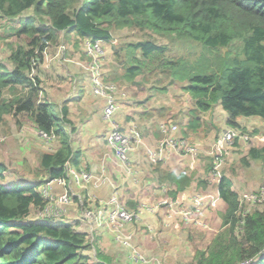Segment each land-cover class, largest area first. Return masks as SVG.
Masks as SVG:
<instances>
[{"label": "trees", "instance_id": "16d2710c", "mask_svg": "<svg viewBox=\"0 0 264 264\" xmlns=\"http://www.w3.org/2000/svg\"><path fill=\"white\" fill-rule=\"evenodd\" d=\"M0 20L12 24L17 39L10 44L11 66L0 60V122L7 114L22 112L39 130L60 136L55 151L40 153L33 181L6 178V165L0 162V264H105L107 258L99 250L91 256L87 232L69 221L31 215L32 208L47 203L39 184L66 177V161L78 167L81 157V150L61 137L60 122L72 125L67 104L58 106L40 97L44 87L38 71L46 48L57 43L60 34L71 47L87 39L111 42L112 30L132 27L189 42L199 49L192 58L171 55L167 44L150 36L125 42L121 55H113L121 72H110L104 79L135 83L137 75L158 71L152 94L165 89L156 85L165 78L170 85L183 81L181 87L192 96L195 110L219 105L225 124L240 133L247 129L240 117L264 121V0H0ZM194 113L188 123L192 127L199 121ZM246 157L264 159V144L251 145ZM160 176L172 197L191 182L185 172ZM199 183L205 186L206 181ZM216 190L225 203L219 212L224 229L187 264H264V206L247 208L225 174Z\"/></svg>", "mask_w": 264, "mask_h": 264}, {"label": "rangeland", "instance_id": "374dc122", "mask_svg": "<svg viewBox=\"0 0 264 264\" xmlns=\"http://www.w3.org/2000/svg\"><path fill=\"white\" fill-rule=\"evenodd\" d=\"M28 12L31 13L30 10ZM10 26H12V24H7V22L0 20V60L5 63L7 67L11 66L8 60L11 49L10 44H15L17 42L16 37L9 28ZM149 36L153 38V40L167 44L168 52H170L171 55H175V57L183 55L192 58L194 55L198 54L197 50L199 52V49L195 45L189 44V42L185 44L181 40L175 42V40L170 39L167 35L161 36L152 31L141 30L134 27L114 29L112 30L111 42L103 44V72L105 71V73H107L108 69L110 72H113L114 75L115 72H121V69L117 67L119 63L113 56L114 51H119L121 55L123 51L120 50V47L123 46L124 48L125 42H134L149 38ZM69 42L70 41L65 40L63 34H60L58 42L51 43V45L46 48L44 62L41 64V68L38 71L44 87V92L40 95L41 98L42 96L54 98L50 95V92H52V81L58 79L59 84H63L65 81L69 80L71 74L76 72L78 67L77 73L80 72V70L84 72V74L87 73L85 68L87 61V56L84 52L85 41H81L78 45L74 44L73 47L69 45ZM180 45L182 46L181 48L179 47ZM188 46L189 48L186 49ZM159 74L158 71L139 74L134 78L135 83H130V81L125 80L124 85H126V87L124 95L130 99H144V95L142 97H137V94L141 91L147 92L148 94L152 88L149 86L155 83L154 80H156V76H159ZM146 75L147 80H144ZM166 80L165 78L156 85L166 86L165 88H167V91L170 90V93L179 89L183 83V81H178L170 85L166 84ZM111 81L115 82L119 89H123V86H121L123 84L120 85L121 81ZM183 91L185 92V96L182 99L184 101V108L188 109L189 105L193 106L194 101L188 91ZM61 92H63V90ZM154 93L155 91H153V94ZM60 97H64V94L62 93ZM56 99L58 100V98ZM214 108H216L218 119H221L219 118V114L221 113H218L220 109L216 106ZM196 111L198 114H202L203 123L207 125L204 121L208 119L206 118L207 112L203 113L202 111ZM215 116L216 115L213 117ZM224 117L225 116H223V118ZM240 119L242 126H246L247 128L243 134L248 135V139H243L241 137L242 134H240V136L238 135L235 137L231 145L225 146L220 150L211 148L213 143V141H211L207 146L199 147L194 153L186 152L185 160L190 161L191 165L193 164L192 162L197 160L203 166H205L204 164L207 166V163L210 165L199 175H197L196 169L194 171L185 170V173L191 176V186L189 185V188L179 193V195H184L182 200L176 196L172 197V195L168 194L169 189L166 188L167 185L163 184V182L160 183L156 181V183L159 184L157 189H162L163 193L156 194L152 200L139 198L134 206H130L124 201L123 205L129 212H132L133 216L127 221H122V225L119 228V239L113 228L111 226L109 227L108 230L110 231L108 233L110 234L111 232L114 242H110L103 247L100 245V247L97 246V234L95 230L92 229L93 226L87 225L88 229H86V232L89 241L92 243V247H90L88 251L90 255L96 257L99 250L101 255L107 256V258L102 260L105 264H124L123 260H125L127 264H137L135 261L136 257L141 259L139 260V264L190 263L194 260L197 253L205 250L212 243L218 232L224 229L221 226L220 211L215 212L217 204H219V199L215 195L216 183L223 174L229 176L232 183L237 185L234 188L240 194V197L243 198V194L250 192L263 194V197H258L259 199H257V201L241 198L247 208L263 207L264 159L247 158L246 154L251 145L264 144V121L260 124L258 123L260 121H254L253 119L250 121V119L246 117H240L239 120ZM29 121V118L21 112L18 116L7 114L0 122V162L6 165L7 169L5 171V176L8 179H36L39 154L41 151L49 150V148L52 149L54 146V136L51 139H48L47 136H42L33 127V123ZM246 123H248V125H246ZM224 124L223 122V125ZM133 126L135 127V124H133ZM254 126H259L262 128V131L253 136ZM224 129L232 128L227 125L224 126ZM180 130L182 129L180 128ZM198 136H200V134H198ZM256 137H259V139ZM213 155H217V157ZM207 156H209L208 160ZM243 157L247 158L246 163L242 161ZM159 161L151 162L157 163L155 165H158ZM122 164L127 171L131 170L128 162H122ZM155 169L156 168H154V170ZM216 172L218 175H216ZM198 173L200 172L198 171ZM201 179L206 181L205 186L199 183ZM195 196L200 198L201 202L199 205H193V203H195ZM203 197H206V200H209L211 197L215 199L212 198L206 203L201 200ZM50 203L54 207L58 205L54 200H51ZM88 207L94 210L98 209V207L93 205H88ZM42 209L43 208H32L31 215L33 217L41 216L40 211ZM67 209L68 208L64 205L60 208L59 212L65 215ZM83 217L88 220V217L85 215ZM104 230L108 231L106 227ZM105 251H108V254H106Z\"/></svg>", "mask_w": 264, "mask_h": 264}, {"label": "crops", "instance_id": "0c3cea01", "mask_svg": "<svg viewBox=\"0 0 264 264\" xmlns=\"http://www.w3.org/2000/svg\"><path fill=\"white\" fill-rule=\"evenodd\" d=\"M104 43L108 44L110 42L102 41V44ZM78 69L63 84H59L58 79L52 81V92H50V95L54 98H47L58 106L63 102L67 104L73 127L66 122H60L63 128L61 137L66 138L73 148L81 150L80 162L78 167H76L72 162L67 160L65 163L67 165L66 177L46 180L39 184L38 190H41L42 186L47 185L48 191L54 196L66 192L70 196L69 203L65 205L68 208L67 212L65 215H61L55 219L69 221L77 230L82 231H87V225L93 226L92 229L97 234V246L103 247L110 242H114L111 232L110 234L108 233L110 226L105 219H102L101 223L96 224L97 222H94V220L91 221L84 218L82 212L83 206L93 205L98 208H104L105 211L102 210L100 214L103 215L107 210L106 207H111L108 203L113 195L122 204L125 201L126 204L130 205L129 201L136 203L139 198L152 200L156 194H162L163 190L157 189L159 184L156 181L166 184L160 176L163 172L174 171L179 173L185 172V170L194 171L196 169L197 175L202 174L203 170L205 171L206 169V164L203 166L197 160L192 162L193 164L191 165L190 161L185 160L186 152L173 150L159 161L158 165L150 161L149 153L156 148L157 142L167 135L172 124H177L182 129L180 130L181 135L187 141L194 144L197 150L199 147L210 144L219 135L220 131L225 130L224 126L227 125H223V122L225 123L223 118L225 112L219 105H215L220 109L218 113H221L219 114V118L221 119H218L214 106L212 109L202 111L203 113L207 112L206 118L208 119L204 120L207 125H204L202 114L200 113L198 114V124L195 127L190 126L188 123L191 121L192 116L195 115L194 112L197 111L194 109V105H189L188 109L184 108V101L182 99L185 96V92L182 87L174 90L173 93H170V90L167 91V88L161 91L157 90L154 94L151 92L147 94V92L141 91L137 94V97L144 95V99H130L124 95L125 82H121L120 85L123 84L121 86H123L124 90L119 89L116 95L118 108L114 117L120 128L125 132H127L130 126L135 124L140 137L139 140H133L134 146L128 154V165L131 170L127 171L106 141L105 134L108 131V124L102 117L105 98L92 91L87 73L84 74L81 70L77 73ZM107 73L109 78V69ZM107 73L104 71V75H107ZM149 87L151 88V86ZM62 90L63 92H61ZM62 93L64 97H60ZM214 115H216V119L213 117ZM246 118L250 119V121L252 119L260 121L258 122L260 124L263 123V120L257 116ZM29 122L33 123L31 120ZM239 122L241 124V119ZM33 127L40 133V130L34 123ZM219 127H221L220 131H216ZM256 133H252V135L254 136ZM53 136L55 138L53 140L54 146L52 149L49 148L46 151H55L60 146L59 135L49 134L47 138L51 139ZM256 138L259 139V137ZM37 165H39V159ZM71 168L88 171L92 177L82 184H76L71 180V176L69 175V169ZM154 168L156 169L154 170ZM24 179L33 181L31 178ZM58 179L62 181L60 182ZM166 185V188L170 189L169 184ZM235 186L237 185L232 183L233 189H235ZM180 192L177 193L176 197L182 200L184 195H179ZM215 195L218 197L217 190L215 191ZM218 199L219 204H217L215 212L225 209V203L219 197ZM99 211L98 209L95 210L96 213H99ZM105 227L108 231L104 230ZM105 253L108 254V251H105ZM123 262L127 264L125 260Z\"/></svg>", "mask_w": 264, "mask_h": 264}, {"label": "built area", "instance_id": "2783aa9c", "mask_svg": "<svg viewBox=\"0 0 264 264\" xmlns=\"http://www.w3.org/2000/svg\"><path fill=\"white\" fill-rule=\"evenodd\" d=\"M85 54L88 57L85 68L88 71L89 81L92 91L105 98V104L102 111V117L105 122L108 124V131L106 134V141L114 151L115 155L119 158L121 162H128V154L132 150L134 143L133 140H139L138 131L134 126H130L127 132L120 129V125L116 121L114 114L118 108V100L116 95L119 91V87L115 82H109L104 79L103 70H102V56L104 54V49L100 40H86L85 41ZM40 134L42 136H47L48 134L42 130H40ZM243 139H248V135H244L235 129H225L219 133V135L213 140L211 148L216 150H220L225 146L231 145L235 137L238 135ZM181 151V152H191L194 153L197 151V147L188 142L178 133V126L176 124H172L170 126V131H168L167 135L161 138L157 142L156 148L150 151L149 157L153 162L162 160L165 158L171 151ZM212 152V151H210ZM217 157V155H213ZM216 165V164H215ZM214 165V168H215ZM69 175L71 176V180L76 184H82L90 180L92 177L91 173L85 170H76L75 168L69 169ZM216 175L218 173L216 172ZM221 177V176H220ZM59 180V179H58ZM60 182L62 180H59ZM45 198L47 199V203L45 207L40 211V218H53L61 216V212H59L60 208L70 201V196L64 192L59 195H52L47 188V185L41 187L40 190ZM258 197H263L262 193L258 192H250L243 194L244 199L257 201ZM211 197L210 199H212ZM242 198V197H241ZM242 198V199H243ZM209 199V200H210ZM215 199V198H213ZM241 199V200H242ZM51 200H54L58 203L55 207L50 203ZM204 202L208 203L209 200H206V197L201 198ZM195 203L193 205H199L200 198L195 196ZM111 207H106V212L103 215L101 211L104 208H98L99 213L95 212L94 209L86 206H83V215L88 217L89 220H94L97 222L96 224L101 223L102 219H105L108 222V225L113 228V230L117 234V238H120L119 228L122 225V221H127L132 218V212H129L126 207L119 202L117 197L114 195L110 198L109 203ZM110 223V224H109ZM118 232V233H117ZM139 258H135L137 264H139ZM142 264V263H141ZM244 264V263H241Z\"/></svg>", "mask_w": 264, "mask_h": 264}, {"label": "clouds", "instance_id": "9594fccd", "mask_svg": "<svg viewBox=\"0 0 264 264\" xmlns=\"http://www.w3.org/2000/svg\"><path fill=\"white\" fill-rule=\"evenodd\" d=\"M101 43H102V41H101ZM102 46H103V44H102ZM84 48H85V45H84ZM84 52H85V50H84ZM104 55V54H103ZM102 58H103V56H102ZM87 60H88V57H87ZM86 63H87V61H86ZM86 72H87V75H88V71H87V69H86ZM103 76H104V72H103ZM88 78H89V75H88ZM107 81V80H106ZM90 82V81H89ZM109 82H113V81H109ZM177 125V124H176ZM178 126V125H177ZM120 129H122V128H120ZM123 130V129H122ZM178 133H179V135H181V133H180V128H179V126H178ZM182 136V135H181ZM183 137V136H182ZM184 139H186L185 137H183ZM187 140V139H186ZM189 142V141H188Z\"/></svg>", "mask_w": 264, "mask_h": 264}, {"label": "water", "instance_id": "95a60500", "mask_svg": "<svg viewBox=\"0 0 264 264\" xmlns=\"http://www.w3.org/2000/svg\"><path fill=\"white\" fill-rule=\"evenodd\" d=\"M260 256H262V255H259L257 258H259ZM257 258H255V259H257Z\"/></svg>", "mask_w": 264, "mask_h": 264}]
</instances>
